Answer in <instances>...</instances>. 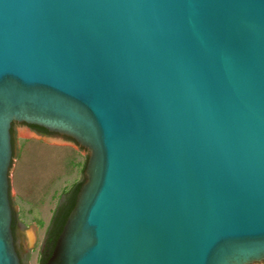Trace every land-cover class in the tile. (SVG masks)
<instances>
[{
	"label": "water",
	"instance_id": "95a60500",
	"mask_svg": "<svg viewBox=\"0 0 264 264\" xmlns=\"http://www.w3.org/2000/svg\"><path fill=\"white\" fill-rule=\"evenodd\" d=\"M14 122L88 154L44 264L264 261V0H0V264Z\"/></svg>",
	"mask_w": 264,
	"mask_h": 264
},
{
	"label": "rangeland",
	"instance_id": "374dc122",
	"mask_svg": "<svg viewBox=\"0 0 264 264\" xmlns=\"http://www.w3.org/2000/svg\"><path fill=\"white\" fill-rule=\"evenodd\" d=\"M9 171L12 204L23 231L19 250L27 264H40L45 233L63 192L84 179L87 152L74 142L42 136L14 125ZM254 264H264V261Z\"/></svg>",
	"mask_w": 264,
	"mask_h": 264
},
{
	"label": "trees",
	"instance_id": "16d2710c",
	"mask_svg": "<svg viewBox=\"0 0 264 264\" xmlns=\"http://www.w3.org/2000/svg\"><path fill=\"white\" fill-rule=\"evenodd\" d=\"M16 123H12L11 124V129H10V134H11V145H12V150L14 147V138H13V134H14V125ZM28 128H30L33 131L36 132H40L38 134H43L44 136H48L50 135V133H48V131H46L45 129L38 127V126H31L28 125ZM69 139V138H67ZM71 140V139H69ZM72 141V140H71ZM74 142V141H73ZM81 150H84L83 148L79 147ZM87 161V158H86ZM85 161V164H86ZM85 164L83 165V170L85 168ZM84 175V174H83ZM85 181V177L83 180L77 182L76 184H74V186L68 190L62 193L53 213H52V217L51 220L49 222L48 228L46 230L45 233V239H44V244H43V251H42V256L40 259V264H44L48 258L50 257L54 245H55V241L57 239V237L59 236L62 227L66 221L67 216L69 215L70 211L72 210V208L74 207L75 204V200H76V195L78 193V190L81 186V184ZM10 197V196H9ZM10 203H11V199H10ZM12 206V203H11ZM16 225V219H15V215L12 209V233H14V228ZM21 264H25L24 260L21 258Z\"/></svg>",
	"mask_w": 264,
	"mask_h": 264
},
{
	"label": "flooded vegetation",
	"instance_id": "af4514ba",
	"mask_svg": "<svg viewBox=\"0 0 264 264\" xmlns=\"http://www.w3.org/2000/svg\"><path fill=\"white\" fill-rule=\"evenodd\" d=\"M23 125H25V124H23ZM26 126H28V125H26ZM29 129H30V128H29ZM30 130H31V129H30ZM31 131H33V130H31ZM33 132L36 133V134L40 133V132H36V131H33ZM48 133H49V132H48ZM38 135H42V136H44L43 134H38ZM50 135H56V136H59V135H57V134H53V133H50ZM59 137H62V136H59ZM62 138L67 139L66 137H62ZM13 238H14V245H15V248H16V251H17V254H18V256H19V258H20V262H21L22 254H21V251L19 250V247H18V245H17V232H16V225H15V228H14Z\"/></svg>",
	"mask_w": 264,
	"mask_h": 264
}]
</instances>
